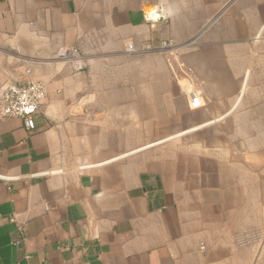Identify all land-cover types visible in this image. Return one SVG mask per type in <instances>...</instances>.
<instances>
[{
	"label": "crops",
	"instance_id": "1",
	"mask_svg": "<svg viewBox=\"0 0 264 264\" xmlns=\"http://www.w3.org/2000/svg\"><path fill=\"white\" fill-rule=\"evenodd\" d=\"M27 80L0 264H264V0H0V88Z\"/></svg>",
	"mask_w": 264,
	"mask_h": 264
},
{
	"label": "built area",
	"instance_id": "2",
	"mask_svg": "<svg viewBox=\"0 0 264 264\" xmlns=\"http://www.w3.org/2000/svg\"><path fill=\"white\" fill-rule=\"evenodd\" d=\"M152 18L158 15H150ZM169 43H162V47L169 46ZM131 51L132 47L129 46ZM57 59L74 68L81 66V54L74 47L61 48ZM45 98V85L41 81L27 80L23 83H6L0 88V116L5 117H29L37 113Z\"/></svg>",
	"mask_w": 264,
	"mask_h": 264
}]
</instances>
